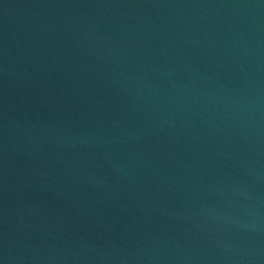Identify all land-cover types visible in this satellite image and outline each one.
Returning <instances> with one entry per match:
<instances>
[{
  "label": "water",
  "instance_id": "1",
  "mask_svg": "<svg viewBox=\"0 0 264 264\" xmlns=\"http://www.w3.org/2000/svg\"><path fill=\"white\" fill-rule=\"evenodd\" d=\"M0 264H264V0H0Z\"/></svg>",
  "mask_w": 264,
  "mask_h": 264
}]
</instances>
